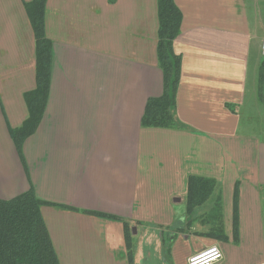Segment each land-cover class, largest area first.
<instances>
[{
	"label": "crops",
	"instance_id": "0c3cea01",
	"mask_svg": "<svg viewBox=\"0 0 264 264\" xmlns=\"http://www.w3.org/2000/svg\"><path fill=\"white\" fill-rule=\"evenodd\" d=\"M26 1L0 0V198L32 187L50 203L62 264H187L212 245L213 264H264V136L240 127L249 101L264 104V0H174L171 128L140 123L163 91L156 0H47L50 90L19 156L10 129L35 84ZM191 177L211 185L193 207ZM225 207L231 224L219 222Z\"/></svg>",
	"mask_w": 264,
	"mask_h": 264
},
{
	"label": "trees",
	"instance_id": "16d2710c",
	"mask_svg": "<svg viewBox=\"0 0 264 264\" xmlns=\"http://www.w3.org/2000/svg\"><path fill=\"white\" fill-rule=\"evenodd\" d=\"M46 1L24 2L34 36L35 84L23 94L27 108L26 118L18 127L10 129V136L19 156L22 154L24 139L39 124L50 90L53 42L45 32ZM156 2V60L162 72L163 91L159 96H149L146 99L140 123L143 127L171 128L178 121L174 110L181 68V58L174 51L173 41L180 32L182 14L174 0ZM261 68L263 70L264 66ZM193 179L202 183L196 186L194 183L198 181ZM204 183H209L208 179L204 181L191 177L188 185V201L191 207L204 201L210 194L211 185ZM48 204L50 203L38 198L32 187L13 197L0 198V264H60L41 212V206ZM125 236L129 243L130 233L127 230Z\"/></svg>",
	"mask_w": 264,
	"mask_h": 264
},
{
	"label": "rangeland",
	"instance_id": "374dc122",
	"mask_svg": "<svg viewBox=\"0 0 264 264\" xmlns=\"http://www.w3.org/2000/svg\"><path fill=\"white\" fill-rule=\"evenodd\" d=\"M241 113H242V123L240 127L242 129H248L250 133L252 134H258V135L264 136V104L260 102H255L254 104L249 101L246 107L242 108ZM223 209H224V213H222V216L219 217L220 219L219 222H221L222 224H227V222L231 224V207H228V209H226L225 207ZM202 211L203 210H201V212ZM205 214L206 212L203 213V215ZM228 214H229V221L226 219ZM198 215L199 214L197 213V214L190 215V217L191 219H195ZM212 215H215V214H212ZM214 218L215 216L212 218V220H214ZM234 218H235V214H234ZM212 222H216V221L214 220ZM242 224L244 223L242 222ZM60 264L62 263L60 262ZM63 264H70V261H64Z\"/></svg>",
	"mask_w": 264,
	"mask_h": 264
},
{
	"label": "built area",
	"instance_id": "2783aa9c",
	"mask_svg": "<svg viewBox=\"0 0 264 264\" xmlns=\"http://www.w3.org/2000/svg\"><path fill=\"white\" fill-rule=\"evenodd\" d=\"M261 54L264 56V39L261 41ZM222 258V252L217 245H212L204 250L194 253L187 258V264H213Z\"/></svg>",
	"mask_w": 264,
	"mask_h": 264
}]
</instances>
